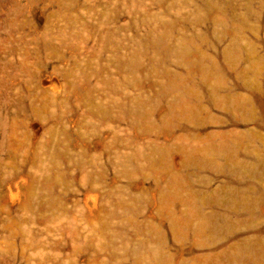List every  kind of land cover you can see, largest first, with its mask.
Listing matches in <instances>:
<instances>
[{
  "label": "rangeland",
  "instance_id": "obj_1",
  "mask_svg": "<svg viewBox=\"0 0 264 264\" xmlns=\"http://www.w3.org/2000/svg\"><path fill=\"white\" fill-rule=\"evenodd\" d=\"M0 264H264V0H0Z\"/></svg>",
  "mask_w": 264,
  "mask_h": 264
}]
</instances>
